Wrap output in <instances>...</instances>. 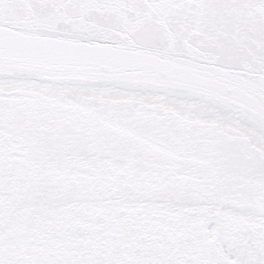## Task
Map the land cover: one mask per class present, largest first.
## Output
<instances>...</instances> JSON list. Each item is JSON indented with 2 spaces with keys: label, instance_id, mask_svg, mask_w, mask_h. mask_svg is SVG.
Segmentation results:
<instances>
[{
  "label": "snow or ice",
  "instance_id": "snow-or-ice-1",
  "mask_svg": "<svg viewBox=\"0 0 264 264\" xmlns=\"http://www.w3.org/2000/svg\"><path fill=\"white\" fill-rule=\"evenodd\" d=\"M0 264H264V0H0Z\"/></svg>",
  "mask_w": 264,
  "mask_h": 264
}]
</instances>
